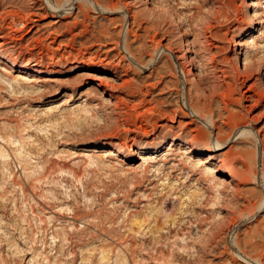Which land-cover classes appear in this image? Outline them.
Wrapping results in <instances>:
<instances>
[{"label":"rangeland","instance_id":"obj_1","mask_svg":"<svg viewBox=\"0 0 264 264\" xmlns=\"http://www.w3.org/2000/svg\"><path fill=\"white\" fill-rule=\"evenodd\" d=\"M98 1L0 0V264H264V0Z\"/></svg>","mask_w":264,"mask_h":264},{"label":"bare ground","instance_id":"obj_2","mask_svg":"<svg viewBox=\"0 0 264 264\" xmlns=\"http://www.w3.org/2000/svg\"><path fill=\"white\" fill-rule=\"evenodd\" d=\"M91 1V3L94 5V6H99L100 5V3H99V1L98 0H90ZM60 7V6H59ZM104 8V7H103ZM36 16H38V17H40V14H38V13H36L35 14ZM76 17H77V14H76ZM129 17H131V16H129ZM215 18V17H214ZM81 21H84V20H81ZM24 22V21H23ZM129 22V21H128ZM75 24H77V22H74ZM52 24H58V21H54V22H52ZM24 26L26 27V24H24ZM84 26V25H83ZM254 29V27L252 26L251 28L250 27H245V28H243L242 29V33L240 34V36H243V35H245V34H249V32L251 31V30H253ZM18 30V29H17ZM12 31V30H11ZM9 34V33H8ZM1 35V34H0ZM7 36V35H6ZM213 36L214 37H217V34L215 33V34H213ZM7 37H9V36H7ZM211 37V35H206V36H204V37H202L203 38V40H202V42H201V44H206L207 43V41L209 40L208 38H210ZM5 38V37H4ZM4 38L2 39V37H0V49H2V47H3V45L6 43L5 42V40H4ZM6 39V38H5ZM10 38H8V40H9ZM185 41V40H184ZM186 42H187V40H186ZM209 42V41H208ZM183 44H184V42H183ZM182 44V45H183ZM187 44V43H186ZM186 44H184L185 45V48H184V51H182V53H180V56H176V58H178V57H181V59H182V63H181V70H182V73H183V76L186 78V76L187 75H193L194 77H196L197 76V80H198V75H195V73L193 72V64H192V58L191 57H189L188 55H187V52H188V48H187V46H186ZM189 44V43H188ZM208 44H211V43H208ZM183 45V46H184ZM207 45V44H206ZM245 44L241 41V40H235V43H234V46H235V48L236 47H238L237 49H235V50H237V51H234V56H235V58H239V56L242 54L241 53V51H240V47L241 46H244ZM205 46V45H204ZM211 46V45H210ZM214 46V45H213ZM112 48V47H111ZM166 50H168L169 52H172V50L169 48V47H166ZM2 54V53H1ZM0 54V56H2ZM207 55V54H206ZM243 56H244V54H243ZM3 57V56H2ZM202 57V56H201ZM203 57H204V55H203ZM4 58V60H5V62L7 63V64H9V65H11L13 68H15V69H17V70H23V71H25V72H32V73H35V74H43V73H45L46 71H44L42 68H38V67H36V66H34V65H22V64H20V63H18L17 61H15L14 59H12L11 57H7V56H5V57H3ZM2 58V59H3ZM203 59V58H202ZM208 60V59H207ZM206 60V61H207ZM210 60H211V62H209V63H212V62H214L215 61V57L214 56H212L211 58H210ZM227 61H231V59H229V58H224V62H227ZM241 61H242V66H243V69L244 70H246V72H237V70H236V74L238 75V77H241V79H243V77L244 76H248L247 74L250 72V66H249V64H248V62H247V60H246V58L245 57H242L241 58ZM138 62V61H137ZM208 63V64H209ZM215 63V62H214ZM206 64V63H205ZM140 66H142V64L140 63L139 64ZM211 66V65H210ZM235 67V66H234ZM212 68V67H211ZM215 66L213 67V70L215 71ZM71 69V68H70ZM208 70V69H207ZM213 71V72H214ZM209 72V71H208ZM218 72H220V73H224V72H226V71H222V70H219ZM48 73H66V71H64V72H62L60 69H51V70H48ZM216 74V73H215ZM215 74H213V76H216L217 77V75H215ZM100 76V75H99ZM99 76H97V77H92V80H94V83H95V85H96V87H98L100 90H102L103 91V93L104 92H106V91H108L109 89H113V88H115V87H117L116 85H114V84H112V83H109V81H107V80H104V79H102V78H100ZM104 78V77H103ZM184 78V79H185ZM199 79H200V77H199ZM185 81H187L186 79H185ZM241 82V81H240ZM199 83V82H198ZM94 85V86H95ZM202 86V85H201ZM252 88H254V85L252 84V85H248L247 86V90H252ZM142 91V90H141ZM248 92V91H247ZM107 93V92H106ZM112 96V95H111ZM241 96L243 97V98H245V99H249L250 97H251V95H248V94H246V90L245 91H243L242 93H241ZM188 98V97H187ZM187 102H188V107L189 108H191V106H190V102H189V100H187ZM253 105H251L250 106V108L252 107ZM150 112V111H149ZM246 125L244 126V128H245V130H246ZM250 132H251V130H250ZM256 135H257V137H258V139L261 141V138H260V133H259V131L258 130H256ZM174 138H172L171 140H173ZM178 140V139H177ZM259 141V142H260ZM189 143V146L187 147V151L185 152V153H188L189 151H191V143L190 142H188ZM218 144V143H217ZM216 144V148H219L221 145H217ZM95 146V145H94ZM213 146V145H212ZM156 148V147H155ZM203 154V153H202ZM0 157H2V158H4L5 157V154H4V152H3V150H0ZM206 160H205V162L209 159H211V158H214V155H212V154H209V153H206ZM219 162L220 163H223L224 161L223 160H219ZM218 167V166H217ZM219 168V167H218ZM228 173H229V175H230V177H231V179L232 178H234V172L233 171H228ZM220 185H225L224 183H220ZM230 186V185H229ZM225 187H226V185H225ZM232 188V187H231ZM235 188L237 189L238 188V186L237 185H235Z\"/></svg>","mask_w":264,"mask_h":264}]
</instances>
